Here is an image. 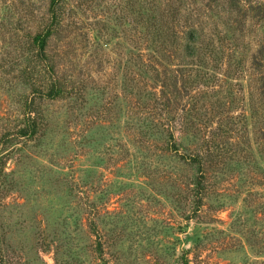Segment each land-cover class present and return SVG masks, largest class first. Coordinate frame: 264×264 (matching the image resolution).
I'll list each match as a JSON object with an SVG mask.
<instances>
[{"label":"rangeland","instance_id":"1","mask_svg":"<svg viewBox=\"0 0 264 264\" xmlns=\"http://www.w3.org/2000/svg\"><path fill=\"white\" fill-rule=\"evenodd\" d=\"M125 2L66 1L49 54L73 92L50 100L28 50L50 0H0V264H264V0L178 3L204 39L194 58L183 38L171 57L136 46ZM151 88L169 115L138 106ZM31 97L41 133L15 137Z\"/></svg>","mask_w":264,"mask_h":264},{"label":"trees","instance_id":"2","mask_svg":"<svg viewBox=\"0 0 264 264\" xmlns=\"http://www.w3.org/2000/svg\"><path fill=\"white\" fill-rule=\"evenodd\" d=\"M66 1L67 0H50L49 7L45 12L46 16H45L44 26L40 31L31 35V44H29V48H28V50L32 51L33 62H36L37 60V62H40L41 64H45V66L51 68V71H53L51 75L50 85L47 87L46 91L43 92L42 90V88L45 85L39 86V90H36L37 92H39L37 95H40V97L44 99L56 100V99L64 98L73 92V91L70 92L69 87L66 84L65 77L59 75V71L57 70L58 67L57 61L52 59L49 54V45L51 39L53 37L59 36L62 30H64L65 28L64 26H67L66 25L67 17L65 13ZM84 1L89 2L90 0H84ZM181 1L183 0H162V2L160 0H126L124 4H120L122 6L120 7V9L126 10V8H129L127 11L128 12L130 11L131 16L133 17L130 25L132 29L137 31L138 34V40H137L138 42L136 46L142 47L143 45L142 43H144L145 45L146 43H151L159 47L158 53L161 52V57H166V55H169L167 57H171L172 56L171 52L173 50L169 54L168 53L166 54V52H164L165 50H169L168 43L173 40L174 47L176 48V46L178 47L179 42L183 38L184 39L183 45H185V55L189 58L201 56L202 53H200V50L202 47H199V45L203 44L204 39L201 36L199 30H197V28L189 24L190 18L182 12L180 5L178 4ZM208 1L215 2L217 0H208ZM226 1L231 2V5L235 7V11L242 13V11L246 9L244 8V5H242L243 0H226ZM244 1L247 2L249 0H244ZM84 5L85 4H79V5L76 4V7L82 8L84 7ZM253 10L255 12L254 13L255 17L259 19H263L264 17L263 3L256 4L255 9ZM246 14L247 13L244 14L243 20L245 19ZM122 17L123 16L120 17L121 20ZM184 28L185 30H183ZM146 46L153 49V47L150 46L149 44H147ZM147 67L149 69L151 68L150 65H147L145 68ZM148 71L149 70H145V72ZM154 71H155V76H153L154 80L162 81L163 87H167L169 85L168 81H171L173 77H167L166 74H161L159 70L155 68ZM198 73H200L199 77L201 75L202 77L208 76L206 70ZM195 75H197V73ZM174 77H175L174 84L179 92H183V93L188 92L191 89L192 85L196 83L195 78L191 77V81L188 79L183 85L178 86V82L176 80H179V76H174ZM28 83L32 87L36 85L35 84L36 82H34V80L31 79ZM262 86L264 87V85ZM149 92L156 98V100H154L155 102L154 106L148 107L146 106L145 102L138 103V106L142 108L143 111L145 109H147L145 111H151V112L159 111L161 113L163 111L165 115L167 114L169 115V112L167 111V109L169 108V104L166 100L162 99V97L166 96L165 91L163 90V93L162 91L158 93L157 91L151 88V91ZM172 93H174V90L172 91ZM34 96L36 95L34 94ZM36 98L37 97H31L26 101L25 103L26 114L23 120V126H21L17 130L15 137L32 138L41 133L42 124L39 123V118H38L39 111L35 101ZM168 101H170V98H168ZM154 115L157 117L158 114L154 113ZM168 121L171 120L168 118ZM167 136L170 144L172 143L176 145L175 136L171 131H168ZM6 139H9L8 136H6ZM209 156H212L210 155V152H209ZM192 159L194 163L199 165L200 167L199 171L203 172L205 158L196 155ZM3 171L4 169L0 171V174ZM203 176L204 175H202L200 178L197 179L195 186L198 195L202 197L206 189L205 179ZM200 201H201V197H199L198 201L196 202L197 209H199L201 206Z\"/></svg>","mask_w":264,"mask_h":264}]
</instances>
